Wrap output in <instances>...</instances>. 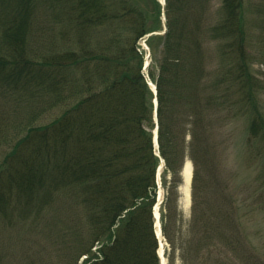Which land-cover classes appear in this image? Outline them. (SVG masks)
I'll list each match as a JSON object with an SVG mask.
<instances>
[{
    "label": "trees",
    "instance_id": "obj_1",
    "mask_svg": "<svg viewBox=\"0 0 264 264\" xmlns=\"http://www.w3.org/2000/svg\"><path fill=\"white\" fill-rule=\"evenodd\" d=\"M139 1L0 0V93L43 98L52 109L45 120L47 108L0 122L9 128L0 127V229L24 228L31 240L22 249L25 264H78L82 255L80 264H161L153 218L161 160L159 223L168 264L177 258L189 264L188 253L193 262L201 248L212 253L219 237L229 241L218 218L231 214L200 208L194 191L185 229L178 210L185 159L195 179L197 168L212 158L224 116L219 99L235 114L241 113L236 103L242 104L240 145H259L255 188L264 189V106L257 95L263 83L252 85L241 0H223L219 21L204 32L200 19L185 12L189 0H175L173 16L166 0L162 33H152L162 30L161 19L146 18ZM39 4L61 26L56 39L66 46L48 43L46 29L32 31ZM149 33L144 68L138 41ZM202 35L220 43L225 61L218 75L204 61ZM219 87L242 94L228 103ZM35 236L50 240L52 262L35 257Z\"/></svg>",
    "mask_w": 264,
    "mask_h": 264
},
{
    "label": "rangeland",
    "instance_id": "obj_2",
    "mask_svg": "<svg viewBox=\"0 0 264 264\" xmlns=\"http://www.w3.org/2000/svg\"><path fill=\"white\" fill-rule=\"evenodd\" d=\"M156 1L160 7L154 4L148 5L144 0H140L138 4L146 18L159 15L162 30L152 33H162L165 31L166 0ZM171 2L172 9L169 13L172 16L177 15L179 4L175 0H170V7ZM222 3L223 0H189L188 8H186L185 12L190 15V18L198 17L200 19L202 23V25L200 23V27L202 26L201 29L204 32L219 21ZM35 13L38 14L36 18L38 22L31 26L32 31L38 32L39 29H46L48 35L45 40L48 43H51L52 39L53 41L59 40L56 37H58V31H60L61 26L54 25L49 8L39 4L35 9ZM241 14L244 18L242 22L245 33L244 52H246V59L250 62L252 72L255 75H253L255 79L252 82L262 81L263 83L257 95L264 106V27L262 24L264 0H241ZM150 34H146L138 41L140 48L144 52V65H147L150 60L148 47L145 43V39ZM31 40L32 42L39 43L36 39ZM56 43H61V46L64 44L66 46L67 44L61 40ZM1 45L2 42L0 41ZM219 45L218 40H210L206 35H202L201 46L204 52V61L211 64L213 68H217L216 75L221 73V64L225 61L224 57L220 54ZM256 83L254 82L252 85ZM232 87L223 88L228 97V103L231 101L236 103L239 96H241L240 94H242L240 89H233ZM223 90L219 87L218 94H222ZM217 101L219 107L223 110L219 116L224 115L221 119L225 120L218 119L215 130V143L211 148L212 153H210L212 158L209 162L207 161L197 168L195 179L192 162L189 159H185L182 169L185 162L189 161L191 165V177L188 185H186L181 174L182 183L178 188V210L183 218L185 229L191 220L192 194L194 191L196 205L200 208H212L216 210L215 213L221 216H225L228 213L231 214L228 219L223 217L218 218L219 222L223 223L221 225L222 230L225 225L224 230H226L225 233L228 235L229 241H226L224 244L219 237L216 240V247L212 253H208L204 248H201L198 258H194L193 262L190 259V257L193 259V256L189 255L190 253L187 254L186 258H189V264H264V189L259 190L255 188L260 183L258 180L259 172L256 168V164L258 163L256 152L259 145L256 144L253 147L251 145L246 147L245 145H240L246 125V117L242 115L244 113L242 104L236 103L235 108H238L241 113L235 114L234 110H229L231 106L227 108L224 101L222 102L220 99ZM46 104L45 99L31 98L29 94L11 96L10 94L0 93V122L12 124L14 121L25 118L30 113H36L47 108ZM47 109L45 110V114L47 115L43 116V120L51 117L50 111L52 109ZM38 117V121H41V115ZM0 127L2 128L3 126ZM8 129V126L2 128L3 131ZM232 137L237 141V145L234 144L236 141H232ZM241 147H244V150L238 152V148ZM160 173L161 168L156 173L158 192H160L158 201L156 202L158 212L163 197V190L160 185ZM186 188L187 197L184 196ZM246 202L249 205L247 207L243 204ZM235 203L240 204L242 206L241 209L236 210L234 208ZM27 233L29 234V230ZM190 235L189 233L188 237ZM25 237L24 228L15 225L8 229H0V264H25L22 249L28 244V241H31ZM30 238L32 237L30 236ZM159 238L162 243L158 246L157 250L160 263L168 264L165 255L167 245L162 237ZM33 240L38 244V247H34L37 250L35 257L38 259L48 258L52 262L54 247L49 243L50 240L42 236H35ZM84 257L85 255H82L77 263L80 264ZM175 264H181L180 259L177 258Z\"/></svg>",
    "mask_w": 264,
    "mask_h": 264
},
{
    "label": "water",
    "instance_id": "obj_3",
    "mask_svg": "<svg viewBox=\"0 0 264 264\" xmlns=\"http://www.w3.org/2000/svg\"><path fill=\"white\" fill-rule=\"evenodd\" d=\"M163 6V5H162ZM163 10H164V7H163ZM144 67H146V64H145V66ZM152 86V90H153V92H154V94H155V87H154V85H151ZM155 103H156V101H155ZM155 120H156V118H155ZM153 134H154V137H153V141H154V146H155V149H157V127H155V129H154V131H153ZM163 161L161 160V163H162ZM184 175V176H183ZM182 176H183V179H184V182L186 183V179H185V170H184V167H183V169H182ZM159 195H160V192H158V197H159ZM155 207H156V212H157V216H155ZM158 207H157V204L154 206V208H153V218L156 220V222H157V224H154V226L155 227H157V231H155V235H156V237H158L159 238V236L161 235V230H160V224H159V212H158ZM162 243H161V240H160V238H159V245H161ZM163 264V263H162Z\"/></svg>",
    "mask_w": 264,
    "mask_h": 264
},
{
    "label": "bare ground",
    "instance_id": "obj_4",
    "mask_svg": "<svg viewBox=\"0 0 264 264\" xmlns=\"http://www.w3.org/2000/svg\"><path fill=\"white\" fill-rule=\"evenodd\" d=\"M184 170H185L186 185H188V183L190 181V177H191V165H190V162L189 161L185 162V164H184ZM184 196L187 197V188L184 191ZM157 215L158 214L156 212V207H155V216H157ZM155 224H157L156 220H155ZM155 231H157V227H155ZM159 251H160V249H159Z\"/></svg>",
    "mask_w": 264,
    "mask_h": 264
}]
</instances>
